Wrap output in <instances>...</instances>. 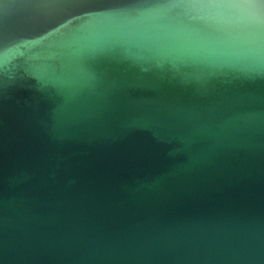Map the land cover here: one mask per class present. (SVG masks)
<instances>
[{"label": "water", "instance_id": "95a60500", "mask_svg": "<svg viewBox=\"0 0 264 264\" xmlns=\"http://www.w3.org/2000/svg\"><path fill=\"white\" fill-rule=\"evenodd\" d=\"M0 264H264V0H0Z\"/></svg>", "mask_w": 264, "mask_h": 264}]
</instances>
